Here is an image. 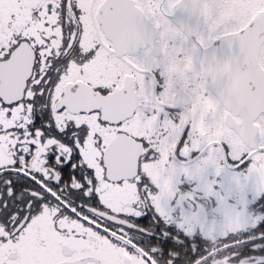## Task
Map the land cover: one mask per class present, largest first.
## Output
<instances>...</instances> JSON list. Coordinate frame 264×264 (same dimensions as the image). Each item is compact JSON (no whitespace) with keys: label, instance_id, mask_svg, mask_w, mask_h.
Instances as JSON below:
<instances>
[{"label":"snow or ice","instance_id":"1","mask_svg":"<svg viewBox=\"0 0 264 264\" xmlns=\"http://www.w3.org/2000/svg\"><path fill=\"white\" fill-rule=\"evenodd\" d=\"M224 3L228 30L264 13ZM176 8L0 0V264H264V112L201 134L159 51Z\"/></svg>","mask_w":264,"mask_h":264},{"label":"flooded vegetation","instance_id":"2","mask_svg":"<svg viewBox=\"0 0 264 264\" xmlns=\"http://www.w3.org/2000/svg\"><path fill=\"white\" fill-rule=\"evenodd\" d=\"M184 1L186 0H177L174 22H169L165 31L170 43H166L159 51L167 54L170 79L181 80L186 86L194 85V95L189 98L193 101L191 115L199 117L201 134L207 135L208 129L205 125L210 116L219 117L217 135L230 133L232 128L229 127L228 122L242 126L244 119L229 112L211 92L205 77L203 53L219 40L238 33L252 23H257L264 13H256L240 29L228 30L227 25L237 17L238 12L233 7L225 6L224 0H194V3L190 1L184 9H181L180 5ZM199 16L202 17L200 28L194 38L192 27L199 24ZM181 25H186L188 28L183 30ZM204 26H207V32L203 30ZM193 41H197V44ZM235 63L238 68L245 70L250 61L238 58ZM251 63L258 65V68L260 67L264 72V44L257 56L254 53ZM256 126L259 128V125ZM254 132L255 130L251 131V134L254 135Z\"/></svg>","mask_w":264,"mask_h":264},{"label":"water","instance_id":"3","mask_svg":"<svg viewBox=\"0 0 264 264\" xmlns=\"http://www.w3.org/2000/svg\"><path fill=\"white\" fill-rule=\"evenodd\" d=\"M194 0L181 3L184 9ZM199 24L193 26V36L196 38ZM183 30L188 28L181 25ZM197 44V41H193ZM264 44V15L257 23H252L238 33L219 40L209 50L203 53L205 77L211 92L221 104L231 113L244 119L242 126L228 122L230 128L239 130L244 139H250L251 131L258 128L253 122L264 112V72L253 65L254 53L260 51ZM203 51V50H202ZM245 58L250 61L245 70L237 67L236 59Z\"/></svg>","mask_w":264,"mask_h":264}]
</instances>
